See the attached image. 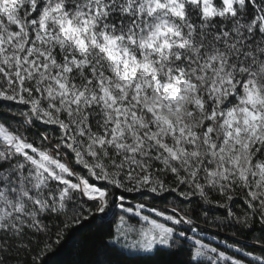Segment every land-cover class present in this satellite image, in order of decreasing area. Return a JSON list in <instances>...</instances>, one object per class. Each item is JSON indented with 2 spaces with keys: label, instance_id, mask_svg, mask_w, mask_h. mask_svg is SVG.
Here are the masks:
<instances>
[{
  "label": "snow or ice",
  "instance_id": "snow-or-ice-1",
  "mask_svg": "<svg viewBox=\"0 0 264 264\" xmlns=\"http://www.w3.org/2000/svg\"><path fill=\"white\" fill-rule=\"evenodd\" d=\"M98 214L95 264H264V0H0V264Z\"/></svg>",
  "mask_w": 264,
  "mask_h": 264
},
{
  "label": "trees",
  "instance_id": "trees-1",
  "mask_svg": "<svg viewBox=\"0 0 264 264\" xmlns=\"http://www.w3.org/2000/svg\"><path fill=\"white\" fill-rule=\"evenodd\" d=\"M17 119L22 118L17 117ZM148 205H154L171 214L172 204L170 200H153L149 197ZM111 219V215L98 214L96 219H89L82 224L70 227L53 250L44 256L43 264H95L98 259L105 258L98 249L99 238L107 230ZM193 219L196 221V232L195 234L190 232L189 235H194V238L201 239L210 247L217 245L220 249L228 247L229 254L241 246H246L245 250L253 247V236L249 235L247 231L242 232L226 220L215 219L212 212L207 217L201 213L199 218L194 216ZM110 258L119 261L120 264H154V261L167 257H143L136 255L134 249L119 248L110 254ZM181 258V256H177L174 259L179 260ZM21 259H23V254H21Z\"/></svg>",
  "mask_w": 264,
  "mask_h": 264
}]
</instances>
